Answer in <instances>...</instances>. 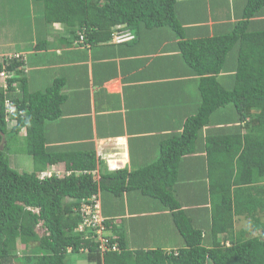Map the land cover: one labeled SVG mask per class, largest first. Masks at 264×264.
Listing matches in <instances>:
<instances>
[{
    "label": "trees",
    "instance_id": "obj_1",
    "mask_svg": "<svg viewBox=\"0 0 264 264\" xmlns=\"http://www.w3.org/2000/svg\"><path fill=\"white\" fill-rule=\"evenodd\" d=\"M33 2L50 27L63 25L59 42L71 46L81 30L93 46L112 39L118 28L135 37L165 29L168 38H181L179 52L198 75L201 103L188 111L183 131L162 140L153 162L101 171L98 178L94 142L71 148L63 137L68 96L53 59L44 62L46 81L31 71L33 57L0 60V264H68L71 253H84L93 264H264V0H247L236 22L197 36L188 33L189 17L180 11V0ZM50 44L42 39L33 49L37 53ZM2 71L12 76L4 78ZM200 151L209 160V221L195 219L183 207V193L175 186L186 157ZM15 153L30 154L33 170L14 167ZM52 168L69 173L40 177ZM130 191L171 212L183 247L177 252L160 244L128 249L124 236H111L121 251L102 254L99 243L79 230L82 201L98 193L105 202L123 199ZM104 205L107 213L109 204ZM236 217L250 219L259 234L246 236L250 230L245 228L236 233ZM105 223L109 227L112 221Z\"/></svg>",
    "mask_w": 264,
    "mask_h": 264
},
{
    "label": "crops",
    "instance_id": "obj_2",
    "mask_svg": "<svg viewBox=\"0 0 264 264\" xmlns=\"http://www.w3.org/2000/svg\"><path fill=\"white\" fill-rule=\"evenodd\" d=\"M246 3L247 0H180L179 9L189 17L188 33L197 36L207 30L214 34L227 22H236L237 10H242ZM37 6L41 9L39 4ZM56 26L62 29L59 24L53 28ZM166 34L165 29L155 30L153 34L147 31L120 43L112 38L94 46L90 43L71 46L56 39V51L49 49L37 53L33 49H18L22 42L19 45L12 42L14 51L26 54L27 60L34 54L55 52L57 58L52 66L65 79L64 90L68 96L63 105L67 121L66 125H61L63 137L71 148L94 142L100 161L95 171L98 178L101 171L107 173L125 167L134 170L153 162L161 153L162 140L183 131L188 111L199 108L198 75L190 72L179 52L177 44L182 39L168 38ZM85 49L86 57L82 58ZM43 66V61L33 59L31 71L45 80ZM206 131L207 128L204 133ZM208 166L206 151L188 155L175 186L183 193V207L191 210L195 219L208 217L209 221L211 181ZM99 194L102 211L104 203L110 207L107 213L103 211L106 220L112 221L108 233L124 236L128 249L152 248L160 244L168 251L177 252L185 245L166 243V230H178L171 212L161 209L158 201L138 191L126 193L123 199L109 198L107 202ZM115 204L117 213H114ZM239 221H245L247 226L240 224L238 229ZM244 228L250 229L246 236L260 232L252 228L250 219L236 217L234 231L238 233Z\"/></svg>",
    "mask_w": 264,
    "mask_h": 264
},
{
    "label": "rangeland",
    "instance_id": "obj_3",
    "mask_svg": "<svg viewBox=\"0 0 264 264\" xmlns=\"http://www.w3.org/2000/svg\"><path fill=\"white\" fill-rule=\"evenodd\" d=\"M59 25L62 26L61 24ZM58 36L59 34L57 30L45 23L42 13H38V6L33 0H0V50H4L3 52H0V59L4 56L11 57L15 55L13 49L14 45L12 43L14 41H16L14 44L18 45L22 42V46L19 45L18 49L20 47L33 49V44L35 43L30 44L31 42L47 39L51 42L49 50L51 51L52 48L56 47V39H58ZM5 52L8 54H5ZM54 57L55 56L46 52L43 56L36 54L33 55V58H35L37 62L43 61L47 63L50 61V58L54 60ZM47 76L51 77L48 74ZM10 159L12 165L18 170L32 171L34 168L33 157L28 153H15ZM240 224L247 226L245 221H239L237 223V228L238 226L239 228L241 227ZM38 231L40 234H43L45 229L40 225ZM140 232H143V230L138 231V235ZM145 232H148V234L150 233L148 229H146ZM148 234L146 233L145 235ZM164 235L168 238L166 242L167 244L173 243L174 246H176L178 242L180 245L185 243L183 237L178 231L166 230ZM23 248L24 246L20 244L18 251L22 252ZM68 264L93 263L88 261L84 253H71L68 256Z\"/></svg>",
    "mask_w": 264,
    "mask_h": 264
},
{
    "label": "built area",
    "instance_id": "obj_4",
    "mask_svg": "<svg viewBox=\"0 0 264 264\" xmlns=\"http://www.w3.org/2000/svg\"><path fill=\"white\" fill-rule=\"evenodd\" d=\"M134 35L125 32H116L114 34V40L122 42L127 39L133 38ZM81 39L84 40V34H81ZM55 170L46 172V175H52ZM59 173V171H56ZM82 215V221L79 225V230L85 232L86 237L94 238L99 243L101 253L108 251H121L117 242L111 241V235L108 233L106 219L102 211V202L100 195L96 194L90 200L82 201L79 209Z\"/></svg>",
    "mask_w": 264,
    "mask_h": 264
},
{
    "label": "clouds",
    "instance_id": "obj_5",
    "mask_svg": "<svg viewBox=\"0 0 264 264\" xmlns=\"http://www.w3.org/2000/svg\"><path fill=\"white\" fill-rule=\"evenodd\" d=\"M56 24H61V23H55L54 25H56ZM54 25L53 26H51V27H54ZM62 25V24H61ZM118 27H121V26H118ZM62 29H63V25H62ZM56 30H57V32H58V34H59V36H58V40L60 39V38H62L63 36H60L61 35V33L59 32V30H58V28H57V26H56ZM116 32H125V33H131V34H133L134 35V33L131 31V30H125V29H122V28H118V30H116V31H114L113 32V36H112V38H113V41H115L114 40V34L116 33ZM79 34H80V37H79V39H76L75 40V43H76V45H85V44H87L86 42H85V39L84 40H82L81 39V34H84L83 33V31L81 30V31H79ZM84 36H85V34H84ZM134 37H135V35H134ZM133 37V38H134ZM130 39H132V38H130ZM130 39H127V40H130ZM126 41V40H125ZM115 42H117V41H115ZM123 42V41H122ZM117 43H120V42H117ZM50 49V46L47 48V49H41V50H39V51H45V50H49ZM56 47L55 48H53V50L51 49V51H56ZM36 50L35 49H33V52H35ZM26 56V54L24 55V54H22V53H19V52H15V55L14 56H11L10 58H12V57H17V58H21V59H24V60H27V58L25 57ZM4 57H8V56H4ZM3 57V58H4ZM2 58V59H3ZM2 59H0V60H2ZM1 76L2 77H4V78H6V77H10V76H12V74H9V73H7L6 71H2L1 72ZM51 170H55V168H52ZM46 172H48V171H43V172H41V175H40V177H42V178H44V177H46V176H51V175H46L45 173ZM54 173H56V170L54 171ZM64 173H69V172H64ZM57 175H63V174H61L60 172L59 173H56ZM98 195H100L99 193H98ZM106 219V218H105ZM108 228V227H107ZM110 234V233H109ZM111 235V234H110ZM112 236V235H111ZM118 243V242H117ZM119 244V243H118ZM226 244L227 245H230V242H226ZM121 249V248H120ZM85 251H87V249H84ZM120 252V251H119ZM103 254V253H102Z\"/></svg>",
    "mask_w": 264,
    "mask_h": 264
}]
</instances>
